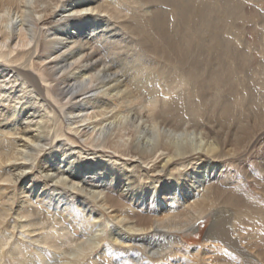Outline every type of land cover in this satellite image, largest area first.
<instances>
[{
	"label": "bare ground",
	"instance_id": "bare-ground-1",
	"mask_svg": "<svg viewBox=\"0 0 264 264\" xmlns=\"http://www.w3.org/2000/svg\"><path fill=\"white\" fill-rule=\"evenodd\" d=\"M245 4L0 0V264H29L43 247L62 255L55 264H167L189 256L182 236L204 219V242L245 261L264 203L231 187L228 166L264 159V63L223 33L248 20ZM96 46L136 51L133 67L103 63ZM155 56L175 79L145 97L131 85L156 80ZM52 205L81 213L79 235L42 216Z\"/></svg>",
	"mask_w": 264,
	"mask_h": 264
},
{
	"label": "rangeland",
	"instance_id": "rangeland-1",
	"mask_svg": "<svg viewBox=\"0 0 264 264\" xmlns=\"http://www.w3.org/2000/svg\"><path fill=\"white\" fill-rule=\"evenodd\" d=\"M244 1L246 3L245 4L246 8H248V10L251 11V12H249L250 14H249V16L247 18L248 20H245V22H244V20H237L236 21L237 24L234 23V25H232V27H230L229 29H227V30L224 29L223 33H225L224 35H229L232 38L236 37L235 39L237 41H240L239 43H242L244 46H246L247 50L251 51L252 53H257L256 55L259 58L258 60H260L262 63H264V0H244ZM252 13H254V14H252ZM168 15H172V14H168ZM170 17L171 16H169V22H172V17L171 18ZM110 27H114V26L110 25ZM227 27H229V26H227ZM108 50L109 49L96 46L97 56H99L102 61L104 60L103 63L110 64L112 62V64L114 66L120 64V65H123V66L124 65L125 66L130 65V66L133 67V65H132L133 61L131 59H135V57L133 55L135 54L136 51L132 50V51H134L133 52L134 54H133V53H131V50H127L126 47H125V49L121 48V49L116 50L115 53H114V51H111V50L108 51ZM261 50H262V53H261ZM117 52H118V54H117ZM105 54H108V55H105ZM147 55L148 54L144 53V52L142 54V56H144V57H146ZM126 56H128L127 60L125 59ZM114 58H118V60L114 59ZM120 58L122 60L124 59L126 61L123 60V62H122V60H120V62H118ZM153 62L154 63L152 65V68L153 69L155 68L153 72H154V74L157 75L156 80L144 83L143 86H137L136 87L135 85H131V87L134 90V92L136 91V92H139L140 94L142 93V94H144L145 97H148L150 95L149 93H151L154 90H159L160 93L164 94L166 86H169V85H171V83H174L173 79H175V78H173V72H172V69H173L172 68L173 67V61L172 60H169L168 58H165V57L155 56L153 58ZM158 64H160V65H158ZM162 64L164 65V67H163ZM161 65H162V67H161ZM115 69L118 71L119 74H121V72L119 71L118 68H115ZM163 71H164V74L161 73ZM168 71H170V74H168ZM154 82L155 83L158 82L159 84L156 83V84H158L156 86V84ZM146 84H147V86H146ZM155 86L157 87V89H155L156 88ZM153 87H154V89H153ZM161 88H162V90H161ZM179 89H180L179 87L177 89L174 88L173 91L170 94H168L169 98L166 95L165 97H161V99L172 100L173 96L177 93L176 91H178ZM148 90H150V91H148ZM260 148L261 149L259 151L262 154L261 156L264 157V146L262 145ZM233 159H235V158H233ZM94 162H96V161H94ZM258 163L259 164L260 163L264 164V159L261 160L260 158L258 159L257 157L255 158V157L248 156L246 159H243V161L240 160L238 163H237V161L236 162L234 161L233 163H230V165L228 166L229 171H230L229 175L231 177L229 183H230L231 187L239 186L242 190H244V192L249 197H251V198L254 197L253 199H256L259 202L264 203V194L262 192H260L263 189L262 186H260V184L264 185V180H263L264 179V172L262 171V168L259 167ZM226 184L227 183H224V185H226ZM225 187H227V186H225ZM61 205H63V204L61 203ZM61 205H59V207H56V208H58V209L59 208H63ZM225 206L229 210L227 208H224L225 211L223 210L221 212L223 218L225 219V218L233 217L235 212H236V210L234 209L235 206L233 204H225ZM41 208H42V213H43L42 216L47 215L48 217L45 216V218H47L50 221L54 220L53 215H54V217L58 216L57 219H60V224H62L64 226L66 225L68 227L69 226V222H70V224L72 226V230L75 232V234L76 235L80 234L79 232L81 231V228L83 227V226H81V224L83 222L82 217H81V213L78 214L77 211L70 212V210L69 211L64 210L62 212V211H60L61 209H59V210H57L58 214L55 215L56 212L55 213L53 212V211H56V209H54V205H52V207L49 208V209H47V207H45V206H42ZM51 209L53 211H51ZM232 209H233V211H232ZM44 211H46L49 214H46V212L44 214ZM65 213H67V214H65ZM49 215L52 218L51 217L49 218ZM59 215H60V217H59ZM66 215H68V216H66ZM71 217H72L73 220L71 219ZM243 219H245V221H247L248 218L247 217L245 218L243 216ZM70 220H72V221H70ZM208 224H209V219H204V220H202L200 222L199 231H197V232L196 231H193V232L191 231V232H188V233H186V234H184L182 236V241L186 242V247H187V251L189 253V256L188 255L184 256V255H182V253H177L176 255H170L166 259V263L167 264H171L170 262H172L174 258L182 257V260H179L178 263H176V264H183V263L184 264H196V263H198V264H207V263L208 264H263L264 259L261 258V252L262 253L264 252V236H262V235H264V226L252 229V227L248 228V225H246L247 226L246 227V231L248 232V236L246 234V235H244V237L246 239H248V237L250 238L251 236L252 237L254 236L253 237L254 240H252V237H251V240L249 241V245H248V248H247V251H248V254L250 256V259L248 258L249 256H246L244 258L245 259V261H244L243 258H241L242 256L239 253L235 252L233 249H231V248L227 247L226 245H224L220 239H209L208 242H206V243L204 242V233H205V231H206V229L208 227ZM78 226H79L80 230L78 229ZM72 230H71V228H69V231H72ZM252 230H254L256 232H254ZM260 233H262V234L260 235ZM15 235L17 236L15 238L21 239L20 236L18 235V233H16ZM233 235L235 236V234H233ZM257 235L259 236V241H258ZM212 243H214V244H212ZM218 243H219V245H218ZM252 243H256V245L252 246ZM261 243L263 245H261ZM240 244L244 245V242L240 241ZM249 246H250V248H249ZM254 246H255V248H254ZM47 248L48 247H43V253H44L45 256H43V257H35V258L31 259V262L30 261L29 262L32 263V264H55L56 262H58V260L59 261L63 260L62 257H61L62 255H58V253L56 255L55 254H50V253L53 252V250H51V248H48V249ZM29 249H30L29 251L33 252L32 247H29ZM252 249H253V252H252ZM249 250L251 251L252 254L250 253ZM254 250L257 251L258 253L255 252ZM196 254H197V258H195ZM192 255L194 257H192ZM211 257H213L214 259L211 258ZM199 258H201V260H198ZM114 259L115 258L113 256V258L110 259L108 264H115V262H114L115 260ZM257 260H258V263H257ZM8 261H10V260H8ZM84 263H86V262H84ZM122 263L123 264H133V262L131 260H123ZM96 264H98V263H96ZM140 264H159V262H157V261L155 262L154 261L152 263H149V262H146L145 260L143 261V259H142V261H140Z\"/></svg>",
	"mask_w": 264,
	"mask_h": 264
},
{
	"label": "snow or ice",
	"instance_id": "snow-or-ice-1",
	"mask_svg": "<svg viewBox=\"0 0 264 264\" xmlns=\"http://www.w3.org/2000/svg\"><path fill=\"white\" fill-rule=\"evenodd\" d=\"M73 15H80V13H72Z\"/></svg>",
	"mask_w": 264,
	"mask_h": 264
}]
</instances>
